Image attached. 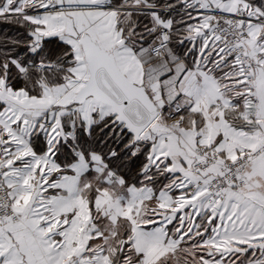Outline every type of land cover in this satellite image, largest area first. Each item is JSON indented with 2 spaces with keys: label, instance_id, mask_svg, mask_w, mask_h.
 Segmentation results:
<instances>
[{
  "label": "snow or ice",
  "instance_id": "obj_1",
  "mask_svg": "<svg viewBox=\"0 0 264 264\" xmlns=\"http://www.w3.org/2000/svg\"><path fill=\"white\" fill-rule=\"evenodd\" d=\"M0 24V264H264V0Z\"/></svg>",
  "mask_w": 264,
  "mask_h": 264
},
{
  "label": "trees",
  "instance_id": "obj_2",
  "mask_svg": "<svg viewBox=\"0 0 264 264\" xmlns=\"http://www.w3.org/2000/svg\"><path fill=\"white\" fill-rule=\"evenodd\" d=\"M11 26L0 24V29H9Z\"/></svg>",
  "mask_w": 264,
  "mask_h": 264
}]
</instances>
